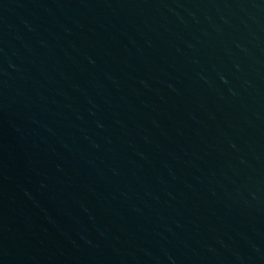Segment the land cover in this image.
Instances as JSON below:
<instances>
[{
	"label": "water",
	"instance_id": "1",
	"mask_svg": "<svg viewBox=\"0 0 264 264\" xmlns=\"http://www.w3.org/2000/svg\"><path fill=\"white\" fill-rule=\"evenodd\" d=\"M0 264H264V0H0Z\"/></svg>",
	"mask_w": 264,
	"mask_h": 264
}]
</instances>
